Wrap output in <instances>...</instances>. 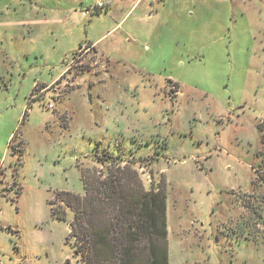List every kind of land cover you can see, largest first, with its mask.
Returning a JSON list of instances; mask_svg holds the SVG:
<instances>
[{
  "label": "rangeland",
  "instance_id": "obj_1",
  "mask_svg": "<svg viewBox=\"0 0 264 264\" xmlns=\"http://www.w3.org/2000/svg\"><path fill=\"white\" fill-rule=\"evenodd\" d=\"M95 1L0 0V264H85L87 189H162L168 264H264V0Z\"/></svg>",
  "mask_w": 264,
  "mask_h": 264
},
{
  "label": "trees",
  "instance_id": "obj_2",
  "mask_svg": "<svg viewBox=\"0 0 264 264\" xmlns=\"http://www.w3.org/2000/svg\"><path fill=\"white\" fill-rule=\"evenodd\" d=\"M261 159L263 161L264 156ZM115 183H106L101 191L111 187V194L116 196L121 183ZM97 192L98 189H87L85 197H76L78 203H90L86 214L83 211V214L74 215V225L80 228L74 237L83 240L87 246L85 264H168L163 190L131 191L127 194L129 203L119 196L114 201L118 210L112 219H107L106 204L97 197ZM51 211L55 214L52 207Z\"/></svg>",
  "mask_w": 264,
  "mask_h": 264
},
{
  "label": "crops",
  "instance_id": "obj_3",
  "mask_svg": "<svg viewBox=\"0 0 264 264\" xmlns=\"http://www.w3.org/2000/svg\"><path fill=\"white\" fill-rule=\"evenodd\" d=\"M96 2V1H95ZM95 2H93L92 4H94ZM105 4H106V6H105V8L103 9L104 10V12H107V10H108V8H109V6H110V1H106L105 2ZM91 5V4H90ZM136 9H137V6L135 7V3L134 4H132L131 6H129L128 8H127V10L126 11H128V13L130 12V11H132V13H134L135 11H136ZM146 9V8H145ZM102 10V11H103ZM99 13H101V11L100 12H97V13H95V14H99ZM127 13V12H126ZM125 12H124V15H123V17L125 16V14H126ZM127 13V14H128ZM149 15V16H148ZM147 16L150 18H153V16L149 13ZM89 16V15H88ZM123 17L119 20V22L115 25V27L116 26H120V23L122 22V19H123ZM139 17H141L140 15L138 16V19L140 20V19H142V18H139ZM100 38L101 37H98V38H96V39H94V40H92V41H90V43L85 47V51L87 52V50L89 49H93V48H95L96 50H97V45H98V42H99V40H100ZM80 49H83L81 46H80V48H79V50ZM78 50V51H79ZM88 50V51H89ZM97 52H98V50H97ZM96 52V55H98V53ZM93 54H95V51H94V53ZM63 74H59L58 76H56L54 79H52L50 82H46V81H42V82H40L41 83V86L42 85H44V87L43 88H41L40 89V91H38V93H41L42 91H45V89L46 88H49L54 82H56L61 76H62ZM60 76V77H59ZM59 77V78H58ZM58 78V79H57ZM57 79V80H56ZM36 84H34V86H35Z\"/></svg>",
  "mask_w": 264,
  "mask_h": 264
},
{
  "label": "built area",
  "instance_id": "obj_4",
  "mask_svg": "<svg viewBox=\"0 0 264 264\" xmlns=\"http://www.w3.org/2000/svg\"><path fill=\"white\" fill-rule=\"evenodd\" d=\"M105 8V2H103L102 0H97V2H95L93 5H90L89 7L84 9V13L86 15H92L94 13L100 12ZM80 52V50H79ZM70 64H68V66L66 67L67 70L70 68ZM49 107H52L51 104L48 105Z\"/></svg>",
  "mask_w": 264,
  "mask_h": 264
}]
</instances>
